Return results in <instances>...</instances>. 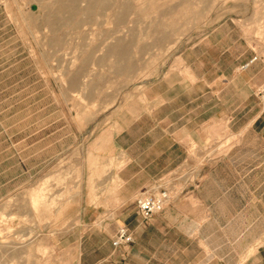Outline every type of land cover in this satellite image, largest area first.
<instances>
[{
    "label": "rangeland",
    "instance_id": "rangeland-1",
    "mask_svg": "<svg viewBox=\"0 0 264 264\" xmlns=\"http://www.w3.org/2000/svg\"><path fill=\"white\" fill-rule=\"evenodd\" d=\"M59 1L0 0V264H81L113 244L119 120L185 57L211 72L264 53V0H76L71 19Z\"/></svg>",
    "mask_w": 264,
    "mask_h": 264
},
{
    "label": "crops",
    "instance_id": "crops-1",
    "mask_svg": "<svg viewBox=\"0 0 264 264\" xmlns=\"http://www.w3.org/2000/svg\"><path fill=\"white\" fill-rule=\"evenodd\" d=\"M249 48L211 72L185 57L187 72L158 79L142 110L119 120L111 207L134 241L86 246L81 264H264V53ZM156 186L171 198L145 220L131 203Z\"/></svg>",
    "mask_w": 264,
    "mask_h": 264
},
{
    "label": "built area",
    "instance_id": "built-area-1",
    "mask_svg": "<svg viewBox=\"0 0 264 264\" xmlns=\"http://www.w3.org/2000/svg\"><path fill=\"white\" fill-rule=\"evenodd\" d=\"M257 57L258 56L255 55L250 60L243 63L241 67H248ZM259 92L264 94V82L259 86ZM170 198L171 192L167 187H160L154 191H144L139 194L136 199L138 212L143 219L148 220L153 215L163 210ZM133 241L134 234L132 229L127 224H119L113 237V245L120 246L130 244Z\"/></svg>",
    "mask_w": 264,
    "mask_h": 264
},
{
    "label": "bare ground",
    "instance_id": "bare-ground-1",
    "mask_svg": "<svg viewBox=\"0 0 264 264\" xmlns=\"http://www.w3.org/2000/svg\"><path fill=\"white\" fill-rule=\"evenodd\" d=\"M69 0H67V2L65 1V0H60L59 1V5H60V8H61V10L62 11H58L57 10V13L58 12H64L63 11V9L64 10H67L68 12H69V16H68V18H73L74 16H75V14L78 12V10H79V7L78 6H80V5H77V2H76V0H71V1H69ZM92 1V0H91ZM91 1H90V3H91ZM97 1V0H96ZM108 1V0H107ZM107 1H105V0H99V3H98V5H101V4H103L104 2L105 3H107ZM87 3H89V2H87ZM96 3L97 2H94L93 3V1H92V3L91 4H89V6L87 7V9H88V11H92L94 8H95V5H96ZM104 3V4H105ZM124 3V2H123ZM127 3H129V2H127ZM106 5V4H105ZM127 6L129 7V9H130V3H129V5L127 4ZM126 6V7H127ZM81 7V6H80ZM100 7V6H99ZM123 7V6H122ZM126 7H123V8H126ZM127 7V8H128ZM59 8V6L57 7V9ZM59 8V9H60ZM84 8V7H83ZM82 8V9H83ZM126 8V9H127ZM97 9H100V8H97ZM84 10V9H83ZM82 10V11H83ZM123 10H125V9H123ZM81 11V12H82ZM95 11V10H94ZM121 12H122V10H120ZM119 11V12H120ZM128 11V10H127ZM84 12V11H83ZM119 12H117V15L119 14ZM120 12V13H121ZM54 14L56 13V12H53ZM55 14V15H58V14ZM63 14V13H62ZM85 14H88V12L87 13H85ZM48 15V14H47ZM49 15H51V14H49ZM59 15H61V14H59ZM63 16V15H62ZM119 16V15H118ZM57 17V16H56ZM121 17V16H120ZM54 18H55V16H54ZM78 18H80V17H78ZM78 18H77V20H78ZM124 17H122V19H123ZM52 19V18H51ZM47 20H48V18H47ZM53 20V19H52ZM56 20H58V17H57V19ZM60 20V19H59ZM69 20V19H68ZM73 20V19H72ZM76 20V19H75ZM80 20V19H79ZM121 20V19H120ZM51 21V20H50ZM50 21H49V24H50ZM46 22H48V21H46ZM52 22V21H51ZM74 22H76V21H74ZM66 23V22H65ZM54 24H56V23H54ZM62 24V23H61ZM63 24H64V22H63ZM67 24V23H66ZM69 24V23H68ZM72 24V23H71ZM54 27L55 26H53V30H54ZM57 28V27H56ZM126 48V46L124 45V42L121 40V39H118L117 40V42L115 43V44H112L110 47H109V52H112V51H114L115 52V55L118 57V58H121V57H124V55L126 54V52H125V49ZM122 54V55H121Z\"/></svg>",
    "mask_w": 264,
    "mask_h": 264
}]
</instances>
